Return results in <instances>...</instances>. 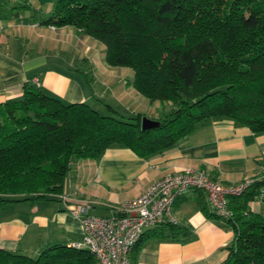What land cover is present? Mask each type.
I'll return each mask as SVG.
<instances>
[{
  "label": "trees",
  "instance_id": "obj_1",
  "mask_svg": "<svg viewBox=\"0 0 264 264\" xmlns=\"http://www.w3.org/2000/svg\"><path fill=\"white\" fill-rule=\"evenodd\" d=\"M43 23L75 26L105 44L108 65L132 68V86L171 109L143 128V114L108 103L103 113L27 84L20 98L0 104V208L58 198L74 159H97L112 146L149 157L210 118L264 131V0H57ZM263 189L264 169L229 197L235 236L223 264H264V214L248 207ZM178 228L163 223L152 231L167 237ZM0 264L96 259L88 249L55 244L36 257L0 249Z\"/></svg>",
  "mask_w": 264,
  "mask_h": 264
},
{
  "label": "crops",
  "instance_id": "obj_2",
  "mask_svg": "<svg viewBox=\"0 0 264 264\" xmlns=\"http://www.w3.org/2000/svg\"><path fill=\"white\" fill-rule=\"evenodd\" d=\"M56 2L0 0V104L20 98L38 78L41 89L68 103L85 101L100 111L108 103L126 115L149 111L150 101L131 84V70L107 64L105 44L75 26L43 23ZM187 168L203 169L229 185L255 178L264 169V131L229 117L210 118L149 157L112 146L97 159H74L58 198L0 208V249L36 257L48 246L70 245L82 238L83 227L68 206L90 201L89 214L112 216L153 182ZM248 207L264 214V199L255 198ZM174 214L177 234L165 237L147 229L132 264H223L235 233L231 222L214 213L205 192L187 191L176 200Z\"/></svg>",
  "mask_w": 264,
  "mask_h": 264
},
{
  "label": "built area",
  "instance_id": "obj_3",
  "mask_svg": "<svg viewBox=\"0 0 264 264\" xmlns=\"http://www.w3.org/2000/svg\"><path fill=\"white\" fill-rule=\"evenodd\" d=\"M35 84L40 86L39 79ZM253 178L237 184H225L203 169H183L158 179L139 196L127 199L118 214L98 216L89 214L90 201L68 206L73 215L79 217L83 227L82 238L70 245L88 249L99 264H132V253L147 229L163 223L178 225L174 214L176 200L190 189L205 192L214 213L228 221L234 212L229 197L239 195L252 183ZM260 197H264V189ZM64 201L67 196L63 197Z\"/></svg>",
  "mask_w": 264,
  "mask_h": 264
},
{
  "label": "rangeland",
  "instance_id": "obj_4",
  "mask_svg": "<svg viewBox=\"0 0 264 264\" xmlns=\"http://www.w3.org/2000/svg\"><path fill=\"white\" fill-rule=\"evenodd\" d=\"M97 40V39H96ZM99 41V40H98ZM102 43V42H101ZM120 67H124L125 69H128V70H131V73H133V70H132V68H130V67H125V66H120ZM130 74V73H129ZM125 78L127 79V78H129V75L126 73V75H125ZM99 103V102H98ZM150 104H148L149 106V111H148V109H144V115H143V117H149V118H154V119H158L160 116H162V115H164V114H166L167 112H169L170 111V109H171V106L169 105V104H167V105H164V104H161V103H159L158 101L157 102H149ZM152 103V104H151ZM100 104V103H99ZM93 105V104H92ZM151 105V106H150ZM155 105H157V107L156 108H154V106ZM94 106V105H93ZM97 106V105H96ZM95 107V106H94ZM147 107V108H148ZM101 112H103V113H106L107 111L105 110V109H103V111H101ZM152 116H154V117H152ZM142 117V118H143ZM141 121H142V119H141Z\"/></svg>",
  "mask_w": 264,
  "mask_h": 264
},
{
  "label": "water",
  "instance_id": "obj_5",
  "mask_svg": "<svg viewBox=\"0 0 264 264\" xmlns=\"http://www.w3.org/2000/svg\"><path fill=\"white\" fill-rule=\"evenodd\" d=\"M158 124L157 121L154 119H151L149 117H143L142 118V126L143 128H152Z\"/></svg>",
  "mask_w": 264,
  "mask_h": 264
}]
</instances>
